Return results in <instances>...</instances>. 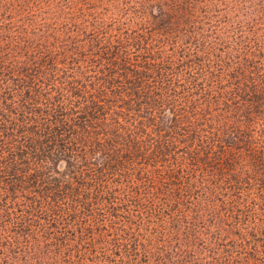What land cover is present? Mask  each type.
I'll use <instances>...</instances> for the list:
<instances>
[{
	"label": "trees",
	"instance_id": "16d2710c",
	"mask_svg": "<svg viewBox=\"0 0 264 264\" xmlns=\"http://www.w3.org/2000/svg\"><path fill=\"white\" fill-rule=\"evenodd\" d=\"M81 31L67 55L0 48V255L74 228L93 240L132 207L180 218L200 202L227 218L211 228L235 231L224 246L260 247L264 264V59L208 83L195 49L172 62L144 35Z\"/></svg>",
	"mask_w": 264,
	"mask_h": 264
},
{
	"label": "rangeland",
	"instance_id": "374dc122",
	"mask_svg": "<svg viewBox=\"0 0 264 264\" xmlns=\"http://www.w3.org/2000/svg\"><path fill=\"white\" fill-rule=\"evenodd\" d=\"M84 29L144 35L153 40V58L172 62L185 60L195 49L208 83H228L234 68L264 59V0H0V48L12 39L20 45L11 50L20 52L25 50L24 41L35 43L28 50L37 42H49L56 54L67 55L74 50L76 36L87 40ZM138 42L139 52H144V41ZM54 166L67 170L61 157ZM141 203L148 205L150 200L142 197ZM160 203L147 211L130 208L122 223L115 219L108 226L93 225V240L74 227L56 239L44 233L51 241L31 239L29 256L12 249V258L1 254L0 264H263L260 247L247 251L246 246L223 245L227 236L236 241L235 231L223 225L225 229L211 228L213 219L227 220L219 219L212 206L200 202L183 206L178 218L175 204L162 209Z\"/></svg>",
	"mask_w": 264,
	"mask_h": 264
}]
</instances>
